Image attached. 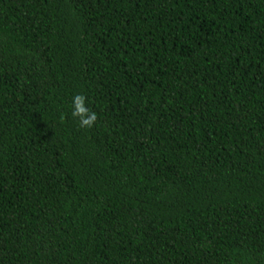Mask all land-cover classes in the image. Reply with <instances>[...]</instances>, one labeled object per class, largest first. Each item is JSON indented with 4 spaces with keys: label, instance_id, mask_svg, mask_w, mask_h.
Here are the masks:
<instances>
[{
    "label": "trees",
    "instance_id": "16d2710c",
    "mask_svg": "<svg viewBox=\"0 0 264 264\" xmlns=\"http://www.w3.org/2000/svg\"><path fill=\"white\" fill-rule=\"evenodd\" d=\"M0 264H264V0H0Z\"/></svg>",
    "mask_w": 264,
    "mask_h": 264
},
{
    "label": "clouds",
    "instance_id": "9594fccd",
    "mask_svg": "<svg viewBox=\"0 0 264 264\" xmlns=\"http://www.w3.org/2000/svg\"><path fill=\"white\" fill-rule=\"evenodd\" d=\"M87 109L83 107V97L82 96H75L74 97V110L72 111V116L77 117L78 115H81L85 113ZM96 115L93 113L87 120L82 121V126L83 125H88L91 126V124L95 121Z\"/></svg>",
    "mask_w": 264,
    "mask_h": 264
}]
</instances>
